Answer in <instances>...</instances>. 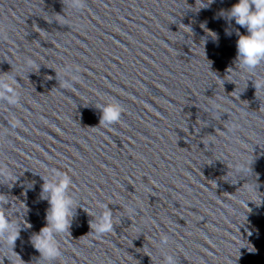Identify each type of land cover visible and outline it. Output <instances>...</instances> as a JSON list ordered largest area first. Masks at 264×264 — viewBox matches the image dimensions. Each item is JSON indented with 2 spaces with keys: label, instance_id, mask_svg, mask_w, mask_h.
I'll return each instance as SVG.
<instances>
[{
  "label": "clouds",
  "instance_id": "obj_1",
  "mask_svg": "<svg viewBox=\"0 0 264 264\" xmlns=\"http://www.w3.org/2000/svg\"><path fill=\"white\" fill-rule=\"evenodd\" d=\"M198 2L200 5L199 10L214 3L215 0H207V3L204 0H196V6ZM63 4L65 8H73L77 12L86 8V0H63ZM219 15L228 23L234 20L236 25L245 28L247 31V34H241L238 29L236 30L238 39L236 42L235 70L229 69L233 71L239 70L249 75H257L256 70L261 65H264V0H238V3L232 5L230 9L221 10ZM53 19L60 25L68 23L65 14H56ZM183 26L188 32H192L190 26ZM7 31V26L0 24V40L7 38ZM43 32L40 30V35ZM226 34L231 35V32H226ZM208 36L212 37L214 43H218V34L209 31ZM25 63L36 70L40 66L31 58H26ZM78 73V68H74L72 65H65L61 72H57L60 88L74 90L73 84L80 80ZM217 78L224 83V79ZM48 79H52V77H48ZM253 81L257 91L264 89V77ZM19 87L17 76L13 75L12 71L0 74V100L5 101L7 105L13 107L20 105L21 93L18 91ZM97 107L102 113L98 127L102 126L105 129H112L111 125L121 123V117L125 110L118 101L113 99L111 102L97 105ZM10 125L13 129L23 126L21 121L15 117H13ZM236 127V125H233V130ZM5 141L6 132H0V143ZM234 167L237 172L242 173L246 170L242 164H236ZM45 171L47 175H42L41 199L46 200L49 204L45 217L46 224L38 233L31 236L30 242L34 249L39 252L41 258L51 262L58 260L62 255L60 242L57 237L64 233L70 234L69 229L74 216V209L78 204L71 194L73 188L72 176L56 168L51 170L45 168ZM12 176L13 174L8 166L0 164V178H4L9 182L13 181ZM253 190L256 191L255 189ZM8 204V197L0 194V246L6 245L13 250L20 236V223L13 222L5 207ZM100 208L102 209L100 214L92 216L93 219L89 222L91 229L89 234L94 235L96 239H100L105 234L113 233L114 226L118 223V217L114 216L108 204H100ZM128 212L131 214L134 209L129 208ZM26 227L30 228L31 225L26 224ZM160 242L168 244L169 236L161 235ZM166 264H176V261L172 256H168L166 257Z\"/></svg>",
  "mask_w": 264,
  "mask_h": 264
}]
</instances>
